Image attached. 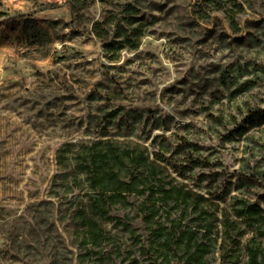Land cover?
Listing matches in <instances>:
<instances>
[{
	"label": "rangeland",
	"instance_id": "374dc122",
	"mask_svg": "<svg viewBox=\"0 0 264 264\" xmlns=\"http://www.w3.org/2000/svg\"><path fill=\"white\" fill-rule=\"evenodd\" d=\"M108 142L122 178L147 190L115 206L129 228L113 219L110 255L85 264H163L141 244L180 218L202 227L216 217L211 235L224 234V215L234 220L240 264L246 246L264 247V225L233 213L241 200L264 210V0H0V264H78L70 213L94 195L85 161ZM126 151L147 162L131 166ZM159 186L209 201L183 211L161 204Z\"/></svg>",
	"mask_w": 264,
	"mask_h": 264
},
{
	"label": "trees",
	"instance_id": "16d2710c",
	"mask_svg": "<svg viewBox=\"0 0 264 264\" xmlns=\"http://www.w3.org/2000/svg\"><path fill=\"white\" fill-rule=\"evenodd\" d=\"M123 12L128 17L134 14L135 10L132 5H127ZM229 19L232 24H235L233 16H230ZM100 27L101 23L94 25L96 35L99 37L102 36L99 32ZM36 37L39 38L37 34ZM252 114L255 115L256 111H252ZM126 156L131 166L145 164L148 158L143 153H133L131 151H126ZM88 158L89 160L86 159L85 161L88 162L85 168H87V172H90L88 183L94 195H90L85 204L76 207L70 213V218L76 222L77 226L74 228V233L81 235L78 246L84 249V252L78 257V264H85L84 262L90 254H98L99 260L101 259L102 263L105 261V258L110 255V252L106 250V246L112 236L108 224H111L114 219L113 225L121 224L124 227L123 230L129 228V213H124V215L118 217L112 215L111 212L115 210L117 204L120 209L135 205V203L128 201V196L132 193L143 194L147 190L146 187L140 189L137 182L138 178L134 177L133 173H131L132 175L128 180L122 178L117 165L124 157L109 142L105 151L89 153ZM152 190L148 193L146 199H154L155 192ZM157 192L160 193L159 201L161 204H167L168 202H173L176 206L182 204L184 206L183 211H188L190 206H192L191 211L194 212L199 206L203 209L202 203L209 201L208 197L199 192L189 189L184 190L179 187L164 189L159 186ZM224 199L225 196L222 195L216 197L218 202L224 201ZM148 200L141 203L138 214H142V221L149 227L153 222L155 203L154 200ZM147 202L149 205H147ZM216 206L218 205L216 204ZM48 212L46 221H51L52 226L54 225L53 211L48 210ZM201 213L209 214L207 210L201 211ZM233 213L249 227L257 222L264 225V210L257 203L241 200V205L236 207ZM215 220H217L216 217L208 221L205 226L202 225V227L200 225L183 224L181 218L178 220L173 219L167 227L159 223L158 227L151 229L150 238L152 240L147 245L148 247H145L142 242L140 248L147 251L154 249L163 264H170L172 260L174 261L173 264H209V258L216 249L219 252L217 264H240L243 255L240 242L242 232L239 231L236 234L231 231L238 224L234 220H230L227 215H224L222 221L224 234L217 235V230L214 235H211L213 232L211 231V222ZM201 228H204V231H201ZM262 231L259 234H261L260 237L264 238V229ZM171 252L172 255H170ZM245 255L247 259L243 264H264V247L260 244L254 247L246 246Z\"/></svg>",
	"mask_w": 264,
	"mask_h": 264
}]
</instances>
